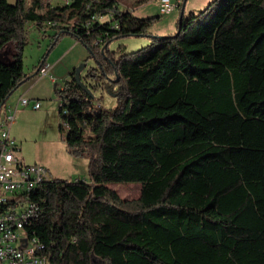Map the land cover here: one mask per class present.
Segmentation results:
<instances>
[{
	"label": "trees",
	"instance_id": "1",
	"mask_svg": "<svg viewBox=\"0 0 264 264\" xmlns=\"http://www.w3.org/2000/svg\"><path fill=\"white\" fill-rule=\"evenodd\" d=\"M30 21L57 28L41 61L71 35L96 62L57 90L89 178L40 187L49 264H264V0H212L120 55L111 41L147 35L152 18L119 0H0L1 115L32 76ZM100 90L117 105L94 113ZM129 182L138 198L109 186Z\"/></svg>",
	"mask_w": 264,
	"mask_h": 264
},
{
	"label": "rangeland",
	"instance_id": "2",
	"mask_svg": "<svg viewBox=\"0 0 264 264\" xmlns=\"http://www.w3.org/2000/svg\"><path fill=\"white\" fill-rule=\"evenodd\" d=\"M13 2L14 0H10ZM137 0H119V6L122 9L131 10L134 15L140 19L152 18L148 26V34L141 36L118 37L111 41L110 48L116 52V55L135 51L151 42V35H172L179 30V21L182 14V7L179 6L171 13L162 14L159 8V0H148L144 3ZM179 1L183 4L184 0ZM212 0H186L184 6V17H188L191 12H198L207 6ZM64 4L63 0H59ZM57 4L56 0H52ZM107 20V17L101 19ZM29 40L24 50V69L28 73H35L34 67L42 57L43 49L46 43L52 40V35L57 28L30 21ZM51 35V36H50ZM50 44V43H49ZM47 50V49H46ZM45 50V52H46ZM85 65V67H84ZM93 57L85 56L77 67H84L83 75L86 74L90 66H95ZM33 76L32 78H34ZM45 95L41 96L42 107L34 108L21 105L16 113V118L12 123V135L19 144L18 155L26 163H39L45 165L55 177L59 178H89V161L86 156H73L68 152L64 140L67 134L65 118L60 111L59 98L57 90L46 86ZM96 98H101L106 109L114 108L117 105L116 97L107 91H97ZM17 100L9 98L3 107L2 115L8 112L9 107L16 106ZM9 123H11L9 121ZM109 186L115 189L121 197L132 199L138 198L141 194V184L138 182L129 183H111ZM95 264H102L101 260H95Z\"/></svg>",
	"mask_w": 264,
	"mask_h": 264
},
{
	"label": "built area",
	"instance_id": "3",
	"mask_svg": "<svg viewBox=\"0 0 264 264\" xmlns=\"http://www.w3.org/2000/svg\"><path fill=\"white\" fill-rule=\"evenodd\" d=\"M179 4V1L159 0L160 12L171 13ZM49 69L50 64L43 62L38 74L45 75ZM29 103L30 98L22 95L15 108L9 107L8 112L0 116V264H49L44 253L46 243L33 227L41 219L45 202L44 196H38L40 187L52 181L54 175L43 164L23 160L11 132L18 106ZM102 104L97 101L92 111L97 113ZM34 106L39 108L41 101H36ZM63 111L68 113L67 108ZM65 126L69 123L65 122Z\"/></svg>",
	"mask_w": 264,
	"mask_h": 264
},
{
	"label": "crops",
	"instance_id": "4",
	"mask_svg": "<svg viewBox=\"0 0 264 264\" xmlns=\"http://www.w3.org/2000/svg\"><path fill=\"white\" fill-rule=\"evenodd\" d=\"M57 3L59 0H56ZM66 2V0H63ZM120 5V4H119ZM107 17V20L111 18L110 16H104L101 19ZM51 36V35H50ZM50 40L46 43L45 48L43 49L42 55H44L45 50L47 49ZM90 51L85 47V45L75 37L71 35H66L62 37L54 49L47 55L46 59L42 60L40 57L38 63L34 67V72L32 76L26 80L13 94L10 98H15L19 100L20 96L25 95L30 98L29 104H20L18 108L23 105L34 107V103L38 100L41 101V96L45 95L44 89L46 86L55 88L56 90L62 88L72 71L78 70L77 64L84 59L85 56H89ZM43 62L50 64V69L47 74L40 75L38 74L39 65ZM85 67V65H84ZM82 67L79 71L84 72ZM31 74V73H30ZM35 76L34 78H32ZM16 102V105H17ZM42 107V103L41 106ZM39 107V108H40ZM12 127V126H11ZM12 132V129H11Z\"/></svg>",
	"mask_w": 264,
	"mask_h": 264
},
{
	"label": "water",
	"instance_id": "5",
	"mask_svg": "<svg viewBox=\"0 0 264 264\" xmlns=\"http://www.w3.org/2000/svg\"><path fill=\"white\" fill-rule=\"evenodd\" d=\"M185 4H186V0H184V2H183V6H182V14H181L180 21H182V19H183V17H184L183 12H184V6H185ZM79 70H80V69L77 70V74H76L77 77H78V74L80 73ZM0 115H1V112H0Z\"/></svg>",
	"mask_w": 264,
	"mask_h": 264
},
{
	"label": "bare ground",
	"instance_id": "6",
	"mask_svg": "<svg viewBox=\"0 0 264 264\" xmlns=\"http://www.w3.org/2000/svg\"><path fill=\"white\" fill-rule=\"evenodd\" d=\"M1 116V115H0Z\"/></svg>",
	"mask_w": 264,
	"mask_h": 264
}]
</instances>
